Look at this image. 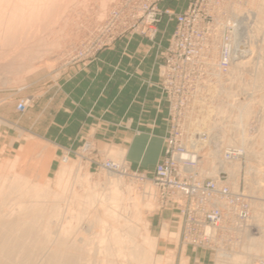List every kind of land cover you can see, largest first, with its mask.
<instances>
[{
	"label": "rangeland",
	"instance_id": "rangeland-1",
	"mask_svg": "<svg viewBox=\"0 0 264 264\" xmlns=\"http://www.w3.org/2000/svg\"><path fill=\"white\" fill-rule=\"evenodd\" d=\"M37 1L0 0V184L5 183L7 188L3 202L5 209L1 211H12L18 202L38 203V209H45H37V213L50 216L53 210L50 206L44 207L45 202L67 197L70 203H74H71L74 212H70L81 215L85 212L88 187L112 188L109 180L114 178L123 182L119 188L121 194L123 190L125 192L121 195L124 200L119 201L120 209L116 208L118 218L136 226V240L139 245L141 241L144 250L140 247L146 253V261L140 264H175V252L170 250L173 245L204 250L212 257L213 264H234L235 261V264H264V0H58L49 6L44 3L33 7ZM153 7L160 12L159 23L143 30V11ZM190 7L196 9L203 21L202 28L211 37H204L198 44L188 39L186 48L181 47L180 53H193L195 45L197 52H202L201 59L204 57L209 64L203 59L202 63H195L192 67L170 64L168 56L172 44L180 38L174 37L179 29L177 17ZM230 19H243L242 37H237L240 31L231 30L234 25ZM139 27L141 30H137ZM134 37L152 42L157 37H164L168 42L161 53L163 62L159 66L160 87L168 102L167 131L163 153L160 149L157 154L158 157L162 154L161 159H157L153 169L146 167L152 152L140 155L133 164V155L111 147L105 139H100L105 144L98 147L93 138L76 142L72 152H68L19 127L18 124L36 105L37 98L58 83L69 67L92 65L100 53L116 49L120 42ZM228 41L234 48L241 44L245 49L244 54L229 62L226 70L221 67L219 59L221 45ZM170 68L183 71V74H176L174 83L191 92H185L189 95L179 96V102L173 104L165 86L164 71ZM43 103H39V107H44ZM173 131L181 134L184 142L198 132L208 135L207 139L203 138L204 145H200L199 156L206 157L205 167L200 172L223 183L232 194L223 202L227 217L221 227L233 231L226 234L218 250L185 242L179 208L164 202L155 184L156 169L165 159L168 139ZM221 137H228V141L223 142ZM151 145L152 142H148V146ZM230 148L234 149L232 154L227 153ZM110 161L116 162L120 169L108 172L104 166ZM65 164L78 170L80 175L79 181L76 175L72 176L68 186L63 188L56 183L58 172ZM15 187H22L26 193L21 195V190L12 191ZM32 190L33 196L36 191L35 196L41 198L32 197ZM136 198L139 206L135 208L132 203ZM77 205L82 208L81 212ZM135 214L138 215L136 219ZM53 219L50 221L64 222V216ZM43 223L44 220L32 222L35 240L33 234L21 239L27 254H20L21 261L17 258L16 261L20 262L17 264H23L22 259L26 257L30 260L27 259L28 263L25 260L24 264H41L45 236H39L38 232L43 230ZM238 226L245 227L243 233L236 232ZM160 242H164L165 247L161 248ZM37 245L38 249H35ZM221 250L228 253L229 262L221 258L225 253ZM232 257L236 260L232 261Z\"/></svg>",
	"mask_w": 264,
	"mask_h": 264
},
{
	"label": "crops",
	"instance_id": "crops-1",
	"mask_svg": "<svg viewBox=\"0 0 264 264\" xmlns=\"http://www.w3.org/2000/svg\"><path fill=\"white\" fill-rule=\"evenodd\" d=\"M164 39L134 37L100 53L92 65L69 67L58 83L37 98L19 127L68 152L85 138H93L98 147L105 139L111 147L133 155V164L140 155L152 152L146 167L153 169L161 159L162 154H157L160 149L163 153L167 131L168 102L159 77L161 53L168 45ZM41 102L44 107H39ZM170 250L175 252V264H213L204 250L180 245Z\"/></svg>",
	"mask_w": 264,
	"mask_h": 264
},
{
	"label": "bare ground",
	"instance_id": "bare-ground-1",
	"mask_svg": "<svg viewBox=\"0 0 264 264\" xmlns=\"http://www.w3.org/2000/svg\"><path fill=\"white\" fill-rule=\"evenodd\" d=\"M56 1H58V0H38L37 3H35V5H33V7L34 6H40V5L44 4V3L47 6H49L51 4V2H56ZM235 13H234V15H235ZM35 16L38 17L37 14ZM246 16H247V14H246ZM230 22H231V24L234 25V28H232V27H230L228 25L231 28V30L235 29V31H240V33L237 35V37H242L243 36L242 35V30H243V24H244L243 23L244 22L243 19H236V20L230 19ZM247 37H249V36H247ZM231 43L232 42L228 41V43L227 42H223V45H221L222 47H221V52H220L221 53L220 54V59L218 58L220 62H222L224 60V58H228L229 62H231L237 56H241L240 54H242V53L244 54V49L245 48L240 46L241 44L237 45V46H239L238 48L237 47L234 48V46ZM234 44H235V42H234ZM218 45H220V44L218 43ZM218 50H220V49H218ZM225 51L227 53L226 56H224ZM206 63L209 64V61L207 60ZM237 70H239V69H237ZM232 73H233V71H232ZM217 96H218V94H217ZM196 130H198V129H196ZM198 131H200V129ZM224 133H225V131H224ZM223 136L225 137L224 134H223ZM224 137H223V139L221 137L222 141L223 140H224L223 142L228 141L226 138H228L229 136L226 137V138H224ZM203 138L207 139L208 135L205 134V133H203V134H201L199 132L196 133L194 138H191L189 141L187 140V142H185L187 151L185 153L177 154L175 157L176 158L177 157L178 158L183 157V158L195 161L196 162V165H195L196 167L194 169H186L187 167L184 166L183 164H182V167L184 169H186V172L191 173L190 175L192 177H194L195 179H197L198 181H200V182H203V181H205L207 179H210L211 181H213L214 183L217 184V186H216L217 191L216 192H219V191L222 192V189L225 187V185L223 183L218 182V181H216V180H214L212 178H209V177L203 175L200 172V169L205 167V162L204 161H205V158H206V157L202 158V157L199 156V151L202 150L201 146L204 145ZM202 143H203V145H202ZM205 143H207V142H205ZM221 144H220V146L223 145V144L222 145ZM205 145H207V144H205ZM224 147H226V146H224ZM218 149H219V147H218ZM233 150L234 149H231V148L227 149V153H231L232 154ZM211 152L216 154V152H214L212 150H211ZM251 152L253 153V151H251ZM215 156H212V158L216 159ZM115 163L116 162H111V161L107 162L105 164L104 168H106L107 171L110 170V169L107 168L108 165L111 166V170L110 171H112V170L114 171V169H112V168H117V167L120 168V166H118ZM123 174H124V172H123ZM75 175L77 176V181H79L78 177H79L80 174L78 173V170H75L74 168H72V167H70L69 165H66V164L62 165L60 171L58 172V177H57V183L56 184L61 185V187L63 186V188H64L65 186H68L67 184H69L70 180H72V176H75ZM110 175L112 177H116V176H113L114 174H110ZM109 183L112 184L113 187L112 188L108 187V189H106V190H104L102 188H101L102 190H99L98 187H96L94 185L93 186H91V185L89 186V184H88L89 187H88V190H86V192L88 191L86 193L87 194V196H86L87 198L85 197L86 198L85 199L86 200V203H85L86 205H84V211L85 212L82 213L81 215H79L80 213H77L78 215H73L72 212H70L73 209V208H71L72 207L71 206L72 201L70 203V201H69L70 199L68 200L67 197H66V199L65 198H61V199H58V198L54 199L53 198L52 201H50L51 203H46L45 200H44V202H45L44 207L47 205V206H50V208L53 210V212H52V214H50V216L49 215L47 216L46 214H43V213L42 214L37 213L38 206H40V205L38 203H36V202H35L36 204L33 205L32 203H30L32 201L28 202V203H30V205H27V203H21V202H18L19 203L18 204L17 201H16L17 205L15 207L11 208L12 211H10V210L6 211L5 210V212H2L1 210L5 209V208H3V206H4L3 202H4V199H5V195H4L5 193L4 192H5V190L7 188H5V183L0 184V264H17L19 262V260H20L18 256L20 254H23V255L27 254V252L24 253V251L26 250L25 249L26 245L24 246V244H21L20 241H21V239L23 237H25V238H26V236H28L29 238L32 237L31 236L33 234L32 233L33 232V230H32V226H33L32 222L34 223L36 220H44L43 230L38 232V233H40L39 236L40 235L43 236V237L45 236V243H44L45 245L44 246L42 245V247H43L42 250L43 251L40 253L41 254L40 255V260H41L40 263L41 264H134L135 262H139V263H136V264H140V262L144 263L146 261V256H145L146 253L144 254L145 251H142V249L144 247H142L143 245H141V241H140V245H141L142 249H141L140 245L138 244V241L136 240V237H137L136 236L137 235L136 234L137 230L135 231L136 226L134 227L133 224H131L132 222H130V224H126L120 218H118L119 217V211L116 208H118L119 205H120L119 201H121V200L123 201L124 200L122 198V196L125 193L124 190H123V194H121L120 188H119V187L122 188L121 185H122L123 182L118 181V180H116L114 178H110ZM71 184H72V182H71ZM90 184H91V182H90ZM104 187H105V185H104ZM124 187H126V186H124ZM9 188H11V187H9ZM127 188H129V187H127ZM226 188L228 189V187H226ZM9 190H12V189H9ZM16 190L17 191L21 190V192H22L21 195L26 193L25 191H22V187L21 188L17 187V189L15 187L12 191H16ZM127 190L128 189H126V191ZM33 191L34 190H32V192L31 193L29 192V193L32 194V197H36L35 196L36 195L35 194L36 191L34 193V196H33ZM228 191L230 192L229 189H228ZM130 192H131V190L129 191V193ZM39 193H41V192H39ZM38 195H40V194H38ZM41 195H42V193H41ZM129 195L130 194H128V197H129ZM231 195L232 194L230 192L228 195L226 194V198H224V199L221 198V195H215L214 198H213L214 202L220 204V206L225 210V213H226V208H225V205L223 204V202H225L228 199V197L231 196ZM44 196H45V194H44ZM144 196H145V194H144ZM13 197H14V195H13ZM222 197H224V196H222ZM10 198H12V197H10ZM22 198L24 200V197H22ZM36 198H38V196ZM40 198L41 197H39L38 199H40ZM69 198H71V197H69ZM19 200H20V197H19ZM29 200H31V199H29ZM42 200H43V198H42ZM50 200H51V198H50ZM134 200H135V202L132 203V205L136 208V207L139 206V201H137V198L134 199ZM62 203L65 205V207L63 206ZM72 204H74V203H72ZM126 205H127V203H126ZM129 205H130V203H129ZM82 206H83V204H82ZM77 207H78V205H77ZM122 207H124V206L122 205ZM78 208H80V212H81L82 208L80 206ZM39 209L42 210V209H45V208H39ZM118 209H120V208H118ZM23 212H24V214H23ZM77 212H78V210H77ZM129 213H131V212H129ZM141 215H143V212H142ZM63 216H64V222L61 223V224L58 223L59 220L57 222H55V223H54V221H50V218H54L56 220L58 218L60 219V217H63ZM137 217H138V215L135 214L134 218L136 219ZM251 219H253V218H251ZM179 224H181L180 221H179ZM34 229L37 230V228H34ZM236 230H237L238 234H241L245 230V227L241 228L240 226H238V227H236ZM18 233H20V234H18ZM33 236H34V234H33ZM31 240L34 241L35 240V236H34V240L32 238H31ZM25 241H26V239H25ZM24 243H26V242H24ZM38 243L40 244V242H38ZM238 243H236V244H238ZM34 248H35V246H34ZM35 249H38V245H37V248H35ZM221 251L225 252V253H223L224 255H221V258H223L224 261L227 260L229 262L228 259H230V256L226 255L228 253L225 250H221ZM221 251H219V253H221ZM243 253H245V252H243ZM31 255H32V253H31ZM21 256H20V258H21ZM28 256H30V255H28ZM2 258H6L7 260L4 261L5 259H2ZM17 258L19 259L18 261H16ZM243 258H245V257H243ZM27 259H29V257L28 258L26 257V259L24 258L22 260L25 263V260L27 261ZM33 260H35L34 257H33ZM231 260L235 261L236 259H235V257H232ZM221 262H223V261H221ZM235 262H234V264H235ZM237 262H238V259H237ZM256 262H257V260H256ZM27 263H28V261H27Z\"/></svg>",
	"mask_w": 264,
	"mask_h": 264
},
{
	"label": "built area",
	"instance_id": "built-area-1",
	"mask_svg": "<svg viewBox=\"0 0 264 264\" xmlns=\"http://www.w3.org/2000/svg\"><path fill=\"white\" fill-rule=\"evenodd\" d=\"M143 14V21L141 22L143 30L159 23L160 12L156 7L144 10ZM177 20L179 29L174 37L180 38L177 41L174 40L168 62L176 65L180 63L189 67L194 66L195 63H202L204 57L201 59L202 52L199 49L200 52L198 53L195 45L193 53L186 55L180 53L181 47L182 49L186 48L185 44L188 39L198 44V42H202V39H205L204 37H211L203 29L204 27L202 28V18L199 17L195 8L190 7L183 15L177 17ZM137 30H141L140 27ZM226 55L225 51L224 56ZM204 61L206 62V59H203ZM221 67L227 70L229 67L228 58H224ZM182 72V70L176 72L171 68L164 71L167 79L165 86L166 90L168 89L167 95L171 104L179 102L181 99L179 96L184 95L185 92L191 93L189 89L184 90L183 85L174 83V80L177 79L176 74H183ZM188 95L185 94V96ZM181 137V134L173 131L168 139L165 159L156 169L155 184L161 191L162 200L172 207L179 208L185 242L218 250L219 243L226 239L228 232L232 233L233 230L229 231L221 227V223L227 215L220 204L214 202L213 198L215 195H221V198L224 199L226 194L228 195L230 192L226 187L222 189V192H216V183L210 179L200 182L192 177L191 173L186 172V169H194L196 162L183 157H175L177 154L187 151L185 142ZM182 164L187 168L184 169ZM107 168L111 170V166L108 165ZM112 169L116 171L120 168ZM237 200L239 201V198ZM229 213L230 211L228 215Z\"/></svg>",
	"mask_w": 264,
	"mask_h": 264
}]
</instances>
